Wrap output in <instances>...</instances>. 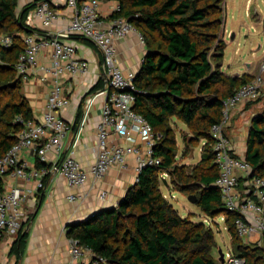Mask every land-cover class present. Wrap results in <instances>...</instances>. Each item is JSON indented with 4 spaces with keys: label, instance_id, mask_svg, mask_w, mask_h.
Returning a JSON list of instances; mask_svg holds the SVG:
<instances>
[{
    "label": "trees",
    "instance_id": "obj_1",
    "mask_svg": "<svg viewBox=\"0 0 264 264\" xmlns=\"http://www.w3.org/2000/svg\"><path fill=\"white\" fill-rule=\"evenodd\" d=\"M117 1L119 8L109 18H125L144 38L146 53L135 74L133 110L146 118L158 136L153 149L160 163L143 167L115 208L100 209L69 224L67 236L102 257L104 264H221L219 257L215 258L212 229L202 221L181 216L163 196L159 180L167 173L171 187L187 196L195 195V204L207 216L225 215L234 255L247 264H264V249L245 243L237 235V213L225 207L213 184L218 168L210 127L221 119L222 101L254 75H230L221 70L226 47L221 36L223 0ZM18 5L19 0H0V36L12 39L9 47L0 44V158L16 141L21 126L16 118L33 117L15 67L23 50L17 33L39 30L25 24L35 2L19 10ZM176 120L187 129L181 135L182 155L203 140L200 159L190 171L176 162ZM244 157L252 175L264 177V111L251 118ZM35 166L46 171L50 167L39 160ZM47 178L45 173L43 184ZM26 237L20 226L14 247L18 255Z\"/></svg>",
    "mask_w": 264,
    "mask_h": 264
},
{
    "label": "built area",
    "instance_id": "obj_2",
    "mask_svg": "<svg viewBox=\"0 0 264 264\" xmlns=\"http://www.w3.org/2000/svg\"><path fill=\"white\" fill-rule=\"evenodd\" d=\"M33 2L35 0H24ZM100 0H65L70 9V18L61 34L79 35L95 45L102 55L106 80L100 90L103 93L100 119L96 125L97 153L89 172L84 170L73 157V151L66 155L53 173H59L69 187L83 185L88 173L95 180H101L111 166H122L125 161V147L113 142L111 135L133 141L132 133L137 135L141 146L134 145L135 171L148 165H158L160 158L154 155V144L158 136L152 130L146 118L133 110L135 102V72L124 73L116 63L115 41L124 38L130 32H136L139 42L144 38L137 29L123 17L111 18L104 22L99 10ZM119 8L113 7L112 12ZM31 11V12H30ZM38 18L43 27H48L58 18L59 13L47 0H40L28 11ZM27 13V15H28ZM23 50L16 62V71L22 82L29 80L30 71L41 70V79H50L45 108L39 120L24 119L18 116L21 125L16 133L15 143L0 158V239L4 231H16L20 228L22 202L26 197L23 189L7 185L5 177L20 178L26 182L35 181V188L43 187L42 177L46 170L34 168L28 170L25 160L19 157L22 149L32 150L39 161L47 160V153H60L62 142L69 125L62 119L60 111L67 104L62 84L64 73L70 76L85 73L88 64L76 54L74 45L58 38H37L32 33L21 38ZM0 44L9 47L10 36H1ZM49 48L50 65H38V56L42 49ZM264 90V60L260 62L257 73L252 79L240 85L234 93L222 101L221 119L213 123L209 130L214 152V163L218 176L213 184L219 189L225 207L237 213L234 225L237 235L245 243L264 249V177L252 175L250 163L244 155L236 153L234 143L226 133V125L233 110L246 101L259 98ZM94 95L89 94L83 103L84 114L88 111ZM243 180V185L240 181ZM240 185L242 187L240 188ZM104 196V192L100 194ZM70 200L80 196H68ZM68 261L66 264H104V259L95 256L89 248L83 247L78 240L69 238ZM221 264H247L245 259L233 254L231 248L223 254Z\"/></svg>",
    "mask_w": 264,
    "mask_h": 264
},
{
    "label": "crops",
    "instance_id": "obj_3",
    "mask_svg": "<svg viewBox=\"0 0 264 264\" xmlns=\"http://www.w3.org/2000/svg\"><path fill=\"white\" fill-rule=\"evenodd\" d=\"M38 1L40 0L33 2L37 3ZM47 1L59 13L54 23L48 27H43L38 18L28 13L25 24L30 28L39 30L32 33L37 38H58L72 43L77 56L87 62L88 69L85 73L73 76L66 72L63 75L62 84L68 102L60 111V115L69 125V129L62 142L60 153H47L45 163L49 164L50 167L47 170L48 178L45 180L42 189L36 190L34 180L26 182L20 178L5 177L7 185L18 186L26 193L22 202L23 214L20 226H22L23 231L27 232V237L24 248L18 255L14 249L18 230L4 231L0 239V264H66L69 257L67 226L87 219L100 209L116 207L128 187L137 180L132 147L134 145L141 146V141L133 133V141L119 138L115 134L111 135L113 142L125 147V161L122 166H111L101 180H95L88 173L87 180L83 185L69 187L59 173L52 172V168L57 166L62 156L69 155L72 151L73 157L87 172L95 162L97 153L96 125L100 119L101 104L104 98L100 90L106 80V70L102 55L93 43L79 35L61 34L70 18V9L65 6V0ZM26 3L29 2L19 0L18 10ZM117 5V0H100L99 10L104 22L110 20L109 15L112 13L113 7ZM17 34L21 40L25 33L21 31ZM115 48L118 67L124 73L129 71L137 73L146 53L145 45L139 42L137 33L130 32L124 38L116 40ZM49 52V48L40 51L38 65H50ZM249 64L247 63V70L240 72L236 70L237 64L228 70L223 66L222 60L221 70L230 75L257 73L259 66L258 68L254 66L251 71ZM227 66L230 67V64ZM256 69L257 71H255ZM42 73L41 70L30 71L29 80L21 81V92L28 100L34 120L41 118L52 84L48 78L41 79ZM92 89L93 91H91ZM89 94H93L94 97L88 111L84 114L83 103ZM248 102L238 105L233 110L231 119L226 125V133L232 139L235 151L239 155L245 153L247 131L251 118L259 113L253 111L255 106L253 103L246 106ZM175 123H181L185 126L178 120ZM182 131H187L186 126L182 128ZM180 140L182 141V137ZM19 157L27 162L28 170L36 168L35 164L38 158L32 150L22 149ZM102 192H104V196H100ZM71 194L80 197L70 200L68 196ZM39 195H41L40 200Z\"/></svg>",
    "mask_w": 264,
    "mask_h": 264
},
{
    "label": "rangeland",
    "instance_id": "obj_4",
    "mask_svg": "<svg viewBox=\"0 0 264 264\" xmlns=\"http://www.w3.org/2000/svg\"><path fill=\"white\" fill-rule=\"evenodd\" d=\"M222 9L225 15L224 29L221 33L225 40L223 66L228 70L235 67L237 71L247 70V63L258 68L264 60V1L262 0H223ZM233 34V38H231ZM230 64V67L227 65ZM257 71V69L255 70ZM245 74V73H242ZM241 75V74H240ZM254 104L253 111H264V90L259 98L249 101L246 106ZM181 123L173 124L176 136L177 153L176 162L184 163L186 170L190 171L200 159L203 140H199L194 148H189V153L182 155L184 142L180 137L186 131ZM246 150V149H245ZM171 178L167 173L160 175L159 185L163 196L176 208L181 216H190L195 221H202L210 227L214 233L216 248L215 258H218V249L223 254L230 250L232 237L225 224V215L207 216L195 204L189 202L186 193L176 191L171 187ZM243 184V180L240 181ZM241 188V187H240Z\"/></svg>",
    "mask_w": 264,
    "mask_h": 264
},
{
    "label": "water",
    "instance_id": "obj_5",
    "mask_svg": "<svg viewBox=\"0 0 264 264\" xmlns=\"http://www.w3.org/2000/svg\"><path fill=\"white\" fill-rule=\"evenodd\" d=\"M231 38H233V34H231ZM64 157H65V155L62 156V158L60 159V161H62ZM187 199L191 203H195L196 202V197L193 194L188 195L187 196ZM113 208H115V207H113ZM218 257H219L218 258L219 259V262H222V260H223V252L221 251V249H218Z\"/></svg>",
    "mask_w": 264,
    "mask_h": 264
}]
</instances>
